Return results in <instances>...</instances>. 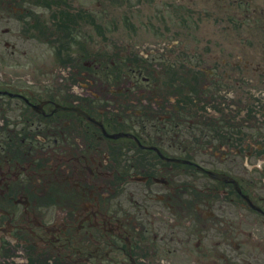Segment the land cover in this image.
<instances>
[{
  "label": "flooded vegetation",
  "instance_id": "af4514ba",
  "mask_svg": "<svg viewBox=\"0 0 264 264\" xmlns=\"http://www.w3.org/2000/svg\"><path fill=\"white\" fill-rule=\"evenodd\" d=\"M83 1L0 0V264H187L189 246L193 264H264V0H149L179 6L187 21L205 16L204 31L160 13L161 29L110 60L93 37L101 4ZM183 56L186 67H163ZM123 64L153 79L141 93L159 96L141 121L128 100L104 111L82 98L128 92L138 80L120 84ZM205 105H221V115ZM62 107L129 135L117 140L121 151ZM196 195L205 208L194 215Z\"/></svg>",
  "mask_w": 264,
  "mask_h": 264
},
{
  "label": "rangeland",
  "instance_id": "374dc122",
  "mask_svg": "<svg viewBox=\"0 0 264 264\" xmlns=\"http://www.w3.org/2000/svg\"><path fill=\"white\" fill-rule=\"evenodd\" d=\"M81 3L84 4L85 2L81 0ZM98 3L101 4V6L98 7V16L100 18L98 19V31L94 32L92 29V33L94 32L93 37H97L98 42V49L103 50L106 58L116 57L113 51L121 50L122 43L123 44H129L131 50H137L146 40V36H150L151 32L153 31L152 27H155L157 29H161L159 27L160 21V13H163V16L166 18H174V23L178 26H184V28L189 30H195L198 31L197 33H202L205 29V16H199L194 17V19L187 21L183 11L178 6L176 11H170L165 10L163 6L161 5H154L153 3H147L146 0H131L130 3L124 2V4H121L119 0H98ZM168 8V7H167ZM178 19H184V21L178 23ZM86 18L81 17L79 21L80 27L84 31H89L88 24H86ZM129 26V33L127 35L126 28ZM181 37H184V34H181ZM38 44L36 41H34V45ZM182 45L184 46V41H181ZM176 44H173L175 47ZM196 46V40H193L191 42L190 48L192 49ZM35 49V48H34ZM191 50V49H190ZM50 51V50H48ZM190 55L194 57L195 62H199L197 60V54L195 51H190ZM45 56L40 55V60H38V63L40 66L45 61ZM186 59L185 56L183 57H174V58H168V59H162L164 62L163 67L167 70H171L173 65L177 64L178 67H186V65L183 63V61ZM99 61V59H98ZM229 61H227L228 63ZM139 64V63H138ZM132 66V65H131ZM126 66L123 64L120 67L119 72V80L120 84L123 81H134L138 80V72L133 71L132 68ZM138 68V65H136V69ZM145 74V73H144ZM136 77L133 80H131L130 77ZM149 77L142 75L139 78ZM150 79L146 82L139 81L135 84H132V88H128L129 91L126 93H119L118 91H115L113 94V99L115 101H122V100H128L127 108L132 112V119H138V121H141L142 118L146 117L148 118L149 114L155 111L159 96L154 93H141L140 89H147L149 87V83L153 82V79L149 77ZM200 80L204 81L205 76L198 77ZM139 83V88H138ZM225 89L224 91H227L226 94H223L222 96L225 99L234 100V92L227 89V86H221L219 87V90ZM87 89H90V87H87ZM91 89H101L93 86ZM98 95L97 100H93V103L95 105L101 104L102 101L106 98V94H100L99 92H89V91H82V95L85 97H82L83 99H91L95 97V95ZM76 100L82 102V104H86L87 102L82 101L80 98H76ZM109 103L113 102L112 100H108ZM155 105V106H154ZM176 103L172 104H165V107L168 108L169 111H174V106ZM209 107L205 105V114L209 116H216L215 111L222 112L221 105H216ZM189 112L188 116H193L190 113V110H187ZM214 113V114H213ZM142 115V116H140ZM213 118V117H212ZM215 119V117L213 118ZM208 121V120H207ZM175 124V122H173ZM232 124V123H231ZM182 126V125H181ZM230 130V128H228ZM89 138V137H87ZM206 141V140H205ZM204 146V145H201ZM200 146V147H201ZM114 149L116 151H121V147L118 143H115ZM196 173V172H195ZM191 182H194L199 187H205V183L201 182L200 180V174L196 173L195 176H192L189 172V176L187 177ZM129 187H133L136 189H139L141 185H134L129 184ZM188 191H190L187 188ZM128 195V192L125 193L124 196ZM188 197L190 195L188 194ZM187 197V198H188ZM194 198H196L197 201L193 202V209L189 208L195 215L194 208L195 206H200L201 208H205L204 204L202 203V195H196ZM201 199V200H200ZM112 209L109 210V214H112ZM199 223V218H195L194 224ZM198 227V226H195ZM196 240V239H194ZM191 255L194 257V249L190 248ZM162 256V255H160ZM101 264H107L106 262H103ZM163 264V263H162ZM188 264H191L188 262ZM200 264V263H198Z\"/></svg>",
  "mask_w": 264,
  "mask_h": 264
}]
</instances>
